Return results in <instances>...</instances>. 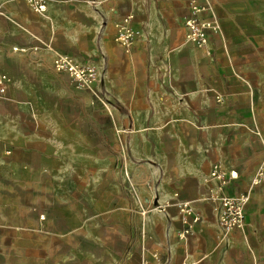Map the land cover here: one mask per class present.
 <instances>
[{
  "label": "crops",
  "instance_id": "1",
  "mask_svg": "<svg viewBox=\"0 0 264 264\" xmlns=\"http://www.w3.org/2000/svg\"><path fill=\"white\" fill-rule=\"evenodd\" d=\"M200 2L209 54L188 0H0V264H264V0ZM61 52L98 66L107 105ZM217 162L237 172L224 186ZM224 192L250 198L230 231ZM183 200L200 217L184 236Z\"/></svg>",
  "mask_w": 264,
  "mask_h": 264
},
{
  "label": "built area",
  "instance_id": "2",
  "mask_svg": "<svg viewBox=\"0 0 264 264\" xmlns=\"http://www.w3.org/2000/svg\"><path fill=\"white\" fill-rule=\"evenodd\" d=\"M28 7L36 13H42L46 9V0H25ZM96 2V0H92ZM189 11L183 19L186 28V37L188 42L195 47L204 49L210 53V34L217 30V26L212 21L204 17L206 7L200 0H188ZM133 15L128 13L115 22L116 32L114 41L124 49H129L133 44L134 30L131 26ZM56 71L66 74L68 79L79 87L87 88L94 94L103 105H107L106 98L99 92L96 85L101 81V71L94 62L83 61L73 58L70 54L61 52L53 60ZM9 76L6 72L0 71V94H4L7 90ZM221 100V98H219ZM210 175L221 182L224 186L228 183V179H234L237 175L236 170H226L220 163H214L210 171ZM264 175V165L261 166L254 181H258ZM220 201L219 223L225 231H230L241 227L245 221V207L249 201L248 192H240L236 194L222 193L218 196ZM183 224L186 225L181 235L184 236L191 233L194 225L199 221L200 217L195 213L189 201L183 200L177 203ZM159 210L162 207L157 206Z\"/></svg>",
  "mask_w": 264,
  "mask_h": 264
}]
</instances>
